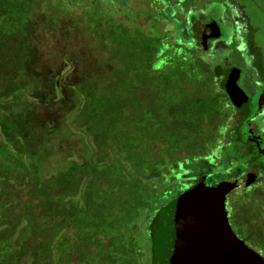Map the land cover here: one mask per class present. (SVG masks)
I'll return each mask as SVG.
<instances>
[{"label":"trees","instance_id":"16d2710c","mask_svg":"<svg viewBox=\"0 0 264 264\" xmlns=\"http://www.w3.org/2000/svg\"><path fill=\"white\" fill-rule=\"evenodd\" d=\"M44 1L0 0V262L162 264L166 209L174 199L156 208L166 185L152 173L217 141L226 116L221 69L199 57L189 66L174 59V67L155 73L159 38L115 37L112 26L96 20L97 48L117 65L72 87L77 102L68 124L84 133L89 153L41 175L40 147L27 138V120L16 108L31 95L23 83L34 62L29 17ZM98 88L105 100L89 98ZM250 197L234 212L240 231L243 216L264 210L263 189ZM144 216L145 245L138 234ZM263 226L250 224L245 242L264 249Z\"/></svg>","mask_w":264,"mask_h":264},{"label":"rangeland","instance_id":"374dc122","mask_svg":"<svg viewBox=\"0 0 264 264\" xmlns=\"http://www.w3.org/2000/svg\"><path fill=\"white\" fill-rule=\"evenodd\" d=\"M65 1L45 0L29 17V42L34 62L30 63L31 67L23 83L25 90L31 92V95L16 108L27 120V138L40 147L37 162L41 175L63 168L72 159L79 160L80 155L89 153L88 139L84 133L72 131L68 124L77 102L72 87L96 76L108 75L117 65L115 60H108L97 48L99 41L93 32L96 20L105 27L112 26V34L115 37L145 33L147 36L159 38L160 51L153 68L155 73L163 74L164 70L175 65L165 56H171L173 60L182 59L181 55L174 54L169 49L178 43H188L199 29L200 21L212 19L219 24L223 36L217 41V48L220 47L217 49L218 55L213 56L214 52L203 51L195 54L194 50L189 52L188 49L186 53L202 58L211 66L220 62L223 64V61L239 66L243 70L240 79L243 86L244 82L248 81L264 84V0ZM219 57L220 59H217ZM195 76L197 79L203 78L198 71ZM104 96L103 90L98 88L93 97L89 98L105 100ZM199 106L205 109L204 103ZM107 128V131L111 130L108 124L105 126V129ZM206 129L208 131L207 127ZM225 142L227 141L223 139L214 142L213 162L208 161L217 174L216 180L232 177L227 169L236 165V161L228 154ZM199 162L206 163V160ZM170 165L171 170L166 168L168 164H162L158 173H152V177L156 178L164 174L168 182L165 186L168 191L156 202V208L173 200L179 191L186 190L187 186L181 188L172 183L180 182L175 179L176 175L185 171L196 172L195 165L190 163ZM3 170L5 171V168ZM188 173H185L184 177L189 176ZM239 183V192L244 189L250 192L255 184L264 183V177L249 173ZM236 196L235 203H232L234 209L231 210V215L239 202L251 199L240 194ZM231 219L233 221L232 217ZM239 221L243 230L240 231L238 224L234 226L239 231L238 235L246 239V233L252 230L250 224L264 225V210L256 212V216L252 218L246 214L243 220L241 218ZM148 222L144 216L139 225L138 234L143 245L149 240L146 233ZM247 243L264 256V249H260L254 241ZM143 258L148 260V253ZM0 264L6 263L2 261Z\"/></svg>","mask_w":264,"mask_h":264},{"label":"water","instance_id":"95a60500","mask_svg":"<svg viewBox=\"0 0 264 264\" xmlns=\"http://www.w3.org/2000/svg\"><path fill=\"white\" fill-rule=\"evenodd\" d=\"M204 32L206 38L221 36L213 20L204 26ZM225 74V90L235 105H242L248 96L238 85L241 70L232 68ZM236 186L232 181L208 186L201 180L170 203L162 264H264V256L238 237L230 223L226 196Z\"/></svg>","mask_w":264,"mask_h":264},{"label":"flooded vegetation","instance_id":"af4514ba","mask_svg":"<svg viewBox=\"0 0 264 264\" xmlns=\"http://www.w3.org/2000/svg\"><path fill=\"white\" fill-rule=\"evenodd\" d=\"M210 21H212V19L205 22L200 21L199 29L196 31L195 35L190 38L192 40H189L188 43L185 44L184 42H182L178 43L175 47H171V50L174 54L181 55L182 59L178 60V63H180L182 66H189L193 64L196 58L192 57V55H190L189 53H186L187 49L189 50V52L194 50L195 54L203 51L206 53L214 52L213 56L218 55L217 49H220V47L217 48V46H219L217 41H219L223 37L222 31L220 37L206 38L204 26ZM192 41H194V44H192ZM181 44H184L185 46ZM183 51L185 54L183 53ZM165 57H167V60L171 59L173 61L171 56ZM217 59H220V57ZM220 63L215 65L218 66L219 69H221V72H223V75L218 79L219 83H221L222 81L224 86V83L227 79V75L225 74V72L230 71L232 68H239L241 70V74L238 80V85L248 96V100L246 102H244L240 106H237L232 102L228 92L225 90L227 96L225 97V105L223 106V109H225L226 116L219 128L220 132L217 140L223 139L227 141L225 142V145L227 147V150L230 152H228V154L231 156L232 160L236 161L235 166H231L229 167V169H227V172H229L233 176L222 180L215 179L217 174H215V172L212 170L213 168L208 162L209 160L213 162L214 148L212 145L210 146V148L209 146H207L206 149L201 151L199 154L193 155L191 158L184 157L183 159H178L174 163L169 162L168 166L165 167L171 170L170 164L177 163L179 165H183L184 163H190L195 165L194 168L196 172H189L190 175L184 177L185 173H188V171H185L184 173L175 176L176 180H180L179 183L177 181L172 182L173 184H177L175 185L176 187L183 188L187 186L185 191L191 189L201 180H204L205 185L208 186H214L223 181L237 182V186L226 196V205L229 212V219L232 228L234 229L237 236L240 237L238 235L239 231L237 230L236 226H234V224L236 225L234 221L235 210L233 211V215H231V210L234 209L232 203H235V197H237L236 195L240 194L241 196L244 195L250 197L256 189L264 190V183H257L252 186L253 188L250 192L245 189L241 190L240 192L238 191L240 189L239 181L243 179L247 174L253 173L254 175L256 173V175L258 174V177H264V84L248 81L244 82L243 86L240 84L243 70L239 66L232 63H225L224 61V65ZM200 81L202 80H196V82ZM202 160H206V163L199 162ZM159 179H163L165 185L168 184L167 176H165L164 174L161 175ZM167 191L165 190L164 192L167 193ZM184 192L179 191L176 194L175 198H177ZM230 203L232 205H230ZM231 217L233 218V221Z\"/></svg>","mask_w":264,"mask_h":264}]
</instances>
